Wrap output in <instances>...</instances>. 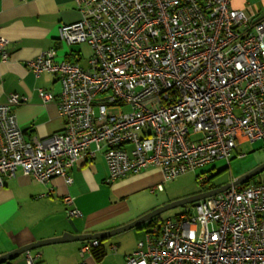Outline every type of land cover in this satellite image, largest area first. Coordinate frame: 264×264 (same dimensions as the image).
Returning <instances> with one entry per match:
<instances>
[{
    "label": "built area",
    "instance_id": "obj_1",
    "mask_svg": "<svg viewBox=\"0 0 264 264\" xmlns=\"http://www.w3.org/2000/svg\"><path fill=\"white\" fill-rule=\"evenodd\" d=\"M74 1L82 17L60 36L87 42L89 65L59 58L55 47L28 60L35 74L59 76L64 125L28 140L13 109L26 98L13 92L0 103V186L18 170L72 184L69 169L101 149L109 182L156 166L170 180L264 140V16L252 19L231 0ZM7 46L0 37L3 60ZM194 207L152 225L127 264H264V181ZM100 246L86 240L75 264Z\"/></svg>",
    "mask_w": 264,
    "mask_h": 264
},
{
    "label": "crops",
    "instance_id": "obj_2",
    "mask_svg": "<svg viewBox=\"0 0 264 264\" xmlns=\"http://www.w3.org/2000/svg\"><path fill=\"white\" fill-rule=\"evenodd\" d=\"M231 4L245 10L252 19L264 16V0H231ZM81 17L74 0H0V37L8 40L9 53L6 60L0 55V103H5L13 92L26 98L13 109L28 140L61 131L64 119L59 107L62 89L59 76L50 72L37 75L27 62L55 47L59 58L87 67L89 59L82 45L70 44L60 36L63 24L76 22ZM41 89L50 92L53 100L44 101ZM243 145L239 144L235 150ZM103 150L94 158L77 160L69 169L74 179L72 184L64 176L41 182L22 170L4 179L0 186V255L35 241L60 237L66 232L79 235L114 230L167 202L147 203L135 197L138 191L149 186L153 189L165 181L160 167H150L109 182ZM254 161L232 181L256 168L264 162V157ZM251 180L249 183H259L264 177ZM221 185H212L206 190ZM68 195L72 196V201L65 200ZM74 209L79 213L72 214ZM151 227L144 223L98 238L101 246L93 254L86 255L87 263L96 264L99 260L101 264H127L126 255L136 249ZM86 240L47 243L10 259V264H75L82 260L80 248Z\"/></svg>",
    "mask_w": 264,
    "mask_h": 264
},
{
    "label": "rangeland",
    "instance_id": "obj_3",
    "mask_svg": "<svg viewBox=\"0 0 264 264\" xmlns=\"http://www.w3.org/2000/svg\"><path fill=\"white\" fill-rule=\"evenodd\" d=\"M80 44L83 47V53L86 59H89L93 54V48L87 42ZM242 143H244V145L241 146V148L233 151L230 162L224 159H218L215 163H211L195 171H188L170 180H165L162 182L163 189L153 191L151 186H149L147 189L138 191L135 197L147 203H156L158 200H166L167 202L159 205L162 206L174 200L202 192L212 185H221L231 182L233 178L246 171L247 167L252 164L254 160V162H256V160L264 157V140L253 142L246 140L242 141ZM238 152H243V154H238ZM261 176L264 177V171L254 176L251 181H258ZM194 208L195 207L191 203L176 206L163 211L156 217L157 219L153 221L155 222L158 219L173 217L176 213L190 209L194 210ZM157 222L158 221H156V223Z\"/></svg>",
    "mask_w": 264,
    "mask_h": 264
},
{
    "label": "water",
    "instance_id": "obj_4",
    "mask_svg": "<svg viewBox=\"0 0 264 264\" xmlns=\"http://www.w3.org/2000/svg\"><path fill=\"white\" fill-rule=\"evenodd\" d=\"M262 171H264V162L259 164L253 170L243 174L242 176L234 179L233 181H231L229 183L223 184L221 186H218V187H215V188H212L209 190L199 192V193L194 194L192 196H188V197H185L182 199L174 200L172 202H169L167 204L159 206V207L143 214L142 216L138 217L136 220H134V221H132L126 225H123L117 229H114V230H110V231H106V232L89 233V234H79V235H76V234H73L70 232H66L60 237L50 238V239H46V240H39V241H35L32 243L26 244L24 246H21L19 248L14 249L10 252H7L5 254H1L0 255V263H3V262L10 260V259H13L14 257L18 256L19 254H21L23 252L29 251L31 249L37 248V247L42 246V245L47 244V243L64 241V240H72V239H93V238L106 237V236H110V235H113L115 233L130 229V228L138 227V226L146 223L147 221L157 217L163 211H166V210L171 209L173 207L184 205L187 203H191L193 206H196L200 202V200L205 199L206 197H210V196L219 194V193L227 190L228 188H230L234 185H242V184L248 183L253 176H255L256 174H258ZM71 224L75 228V231H78V228L74 225V223L72 221H71Z\"/></svg>",
    "mask_w": 264,
    "mask_h": 264
},
{
    "label": "trees",
    "instance_id": "obj_5",
    "mask_svg": "<svg viewBox=\"0 0 264 264\" xmlns=\"http://www.w3.org/2000/svg\"><path fill=\"white\" fill-rule=\"evenodd\" d=\"M155 219H157L156 217L155 218H153V219H151V220H149V221H147L146 223H145V226L146 225H148V224H150V226L151 225H154V224H156V221H160L161 219H158V220H156L155 222L153 221V220H155ZM10 260H8V261H5L4 263H0V264H10Z\"/></svg>",
    "mask_w": 264,
    "mask_h": 264
}]
</instances>
